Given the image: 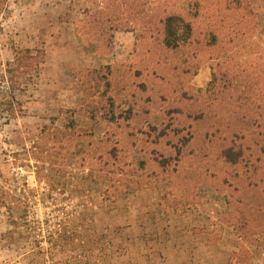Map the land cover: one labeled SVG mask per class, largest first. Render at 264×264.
Segmentation results:
<instances>
[{
  "label": "rangeland",
  "instance_id": "374dc122",
  "mask_svg": "<svg viewBox=\"0 0 264 264\" xmlns=\"http://www.w3.org/2000/svg\"><path fill=\"white\" fill-rule=\"evenodd\" d=\"M25 49L0 264H264V0H0V76Z\"/></svg>",
  "mask_w": 264,
  "mask_h": 264
},
{
  "label": "trees",
  "instance_id": "16d2710c",
  "mask_svg": "<svg viewBox=\"0 0 264 264\" xmlns=\"http://www.w3.org/2000/svg\"><path fill=\"white\" fill-rule=\"evenodd\" d=\"M162 20V19H161ZM160 20V24L164 26V37L162 44L164 47L169 49H176L180 47L182 43L189 42L193 35L192 26L189 22H185L181 17L178 16H167L166 19L162 22ZM42 55L43 52H39V54L33 55L32 50L25 49V50H17L15 52L14 60L13 62H8L6 64V69L4 73L0 76V112L2 114L7 113L6 119L7 121L11 118L16 116V113L19 111H22V104L19 101L15 100L14 92L17 90H21V88L26 84L25 81H28V79H31L35 74L38 73L39 67H40V58L39 55ZM148 60H147V59ZM43 60V58H42ZM140 64H142V68L144 71L149 70L148 68L153 69L154 64L153 61H150V57L145 56V53L143 54V57L140 59ZM158 59L156 68H160V64L162 65L163 62ZM153 72V71H152ZM156 78H154L153 82V88L154 85L159 86V83H162L164 81L163 76H158L157 73ZM128 78L129 76H126L122 81L121 84H124L126 81V84L121 86V89L117 92H114L112 96L120 98L121 94H128L130 85H128ZM118 84V83H117ZM133 86V84H132ZM4 90V91H2ZM4 97L8 98L10 97L9 101H6ZM6 101V102H5ZM154 104H152L151 108ZM18 107V108H17ZM132 114L129 116V119L127 121H130V123L127 124V126L130 128V125L132 126ZM242 126H237L236 130L242 131ZM214 131L211 132L213 134ZM132 135V133H131ZM208 134L205 136L207 138ZM213 136V135H212ZM192 139V136H190ZM209 138V137H208ZM191 139L187 140L185 143L186 145L191 142ZM223 141V139L221 140ZM178 151H180V148H178ZM168 184L165 183L164 187L167 188Z\"/></svg>",
  "mask_w": 264,
  "mask_h": 264
}]
</instances>
